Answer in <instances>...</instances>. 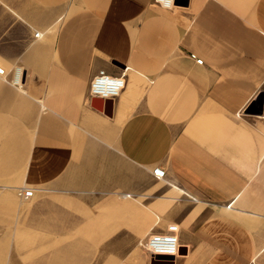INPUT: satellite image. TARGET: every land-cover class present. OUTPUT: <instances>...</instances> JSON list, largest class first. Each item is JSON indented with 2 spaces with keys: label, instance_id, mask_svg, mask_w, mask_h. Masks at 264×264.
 I'll list each match as a JSON object with an SVG mask.
<instances>
[{
  "label": "crops",
  "instance_id": "crops-1",
  "mask_svg": "<svg viewBox=\"0 0 264 264\" xmlns=\"http://www.w3.org/2000/svg\"><path fill=\"white\" fill-rule=\"evenodd\" d=\"M0 66V232L35 251L0 264H264V0H0Z\"/></svg>",
  "mask_w": 264,
  "mask_h": 264
},
{
  "label": "built area",
  "instance_id": "built-area-1",
  "mask_svg": "<svg viewBox=\"0 0 264 264\" xmlns=\"http://www.w3.org/2000/svg\"><path fill=\"white\" fill-rule=\"evenodd\" d=\"M161 4L171 7L175 0H157ZM40 32H36V36H39ZM198 63H203V59L197 57L196 54L192 53ZM0 76L6 77L7 72L5 67L0 66ZM125 76L126 71H123L120 75H112L107 73L104 69L94 76L91 81V93L93 96H99L102 98H114L118 96L121 90L125 86ZM22 75L20 69L17 67L13 81L16 83L21 82ZM261 116L264 117V105ZM154 174L157 178H164L166 175L165 169L160 166L154 168ZM18 195L22 199H28L34 195V189L32 187L21 186L18 189ZM178 224L172 223L168 227L167 232H159L151 234L142 245L151 252L153 256L157 255H177L179 253V243H178Z\"/></svg>",
  "mask_w": 264,
  "mask_h": 264
},
{
  "label": "rangeland",
  "instance_id": "rangeland-1",
  "mask_svg": "<svg viewBox=\"0 0 264 264\" xmlns=\"http://www.w3.org/2000/svg\"><path fill=\"white\" fill-rule=\"evenodd\" d=\"M17 226V225H16ZM17 229V227H14ZM5 234L0 232V261H10V262H17V263H25L29 261L27 255H31V257L35 256V251L30 250L26 251V249H20L19 238L22 237V234L18 232H13L10 243L3 242V237ZM46 236V235H44ZM48 238H54V234L47 235ZM47 238V239H48ZM50 250H44L43 255L49 257L51 255Z\"/></svg>",
  "mask_w": 264,
  "mask_h": 264
},
{
  "label": "water",
  "instance_id": "water-1",
  "mask_svg": "<svg viewBox=\"0 0 264 264\" xmlns=\"http://www.w3.org/2000/svg\"><path fill=\"white\" fill-rule=\"evenodd\" d=\"M105 102V104H107L108 102H112V99L111 98H102V97H99V96H95L94 99H93V104L96 105L97 103H100V102ZM257 101L260 103V111L262 112V109H263V104H264V91L261 92V94L259 95ZM156 259L157 258H161V257H169V258H173V255H157V256H154Z\"/></svg>",
  "mask_w": 264,
  "mask_h": 264
},
{
  "label": "bare ground",
  "instance_id": "bare-ground-1",
  "mask_svg": "<svg viewBox=\"0 0 264 264\" xmlns=\"http://www.w3.org/2000/svg\"><path fill=\"white\" fill-rule=\"evenodd\" d=\"M21 70V69H20Z\"/></svg>",
  "mask_w": 264,
  "mask_h": 264
}]
</instances>
